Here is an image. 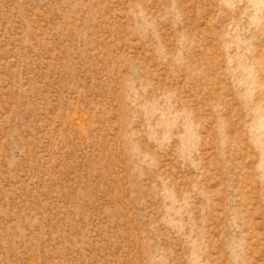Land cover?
<instances>
[{"label":"rangeland","instance_id":"374dc122","mask_svg":"<svg viewBox=\"0 0 264 264\" xmlns=\"http://www.w3.org/2000/svg\"><path fill=\"white\" fill-rule=\"evenodd\" d=\"M0 264H264V0H0Z\"/></svg>","mask_w":264,"mask_h":264}]
</instances>
